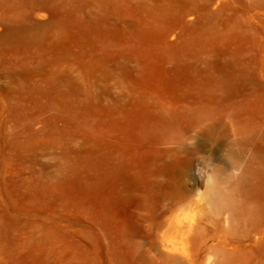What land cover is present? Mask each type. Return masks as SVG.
Instances as JSON below:
<instances>
[{
    "label": "rangeland",
    "instance_id": "rangeland-1",
    "mask_svg": "<svg viewBox=\"0 0 264 264\" xmlns=\"http://www.w3.org/2000/svg\"><path fill=\"white\" fill-rule=\"evenodd\" d=\"M184 170L264 196V0H0V264H151Z\"/></svg>",
    "mask_w": 264,
    "mask_h": 264
},
{
    "label": "bare ground",
    "instance_id": "bare-ground-1",
    "mask_svg": "<svg viewBox=\"0 0 264 264\" xmlns=\"http://www.w3.org/2000/svg\"><path fill=\"white\" fill-rule=\"evenodd\" d=\"M209 118L207 115L206 121ZM208 181L202 191L197 182L190 186L187 170L173 178V205L191 208L195 212L191 218L182 214L174 218L163 213L157 218L142 214L147 222L146 236L151 240L146 251L151 264H209L210 253L216 255L214 264H244L240 258L253 250L261 253L255 264H264L262 189L255 181L243 178L229 180L225 187L211 176ZM195 195L198 198L194 199ZM171 237L188 248L181 250L174 242L175 247Z\"/></svg>",
    "mask_w": 264,
    "mask_h": 264
}]
</instances>
